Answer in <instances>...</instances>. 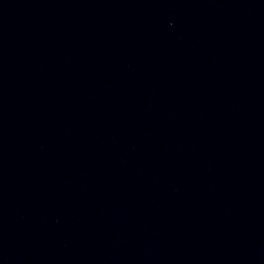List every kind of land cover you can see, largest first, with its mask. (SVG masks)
Masks as SVG:
<instances>
[{
	"label": "water",
	"instance_id": "water-1",
	"mask_svg": "<svg viewBox=\"0 0 264 264\" xmlns=\"http://www.w3.org/2000/svg\"><path fill=\"white\" fill-rule=\"evenodd\" d=\"M196 190L264 191V0H0V230Z\"/></svg>",
	"mask_w": 264,
	"mask_h": 264
}]
</instances>
